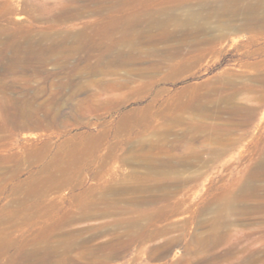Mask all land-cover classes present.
Here are the masks:
<instances>
[{
    "label": "rangeland",
    "instance_id": "374dc122",
    "mask_svg": "<svg viewBox=\"0 0 264 264\" xmlns=\"http://www.w3.org/2000/svg\"><path fill=\"white\" fill-rule=\"evenodd\" d=\"M226 1L0 0V264H264V8Z\"/></svg>",
    "mask_w": 264,
    "mask_h": 264
},
{
    "label": "bare ground",
    "instance_id": "6f19581e",
    "mask_svg": "<svg viewBox=\"0 0 264 264\" xmlns=\"http://www.w3.org/2000/svg\"><path fill=\"white\" fill-rule=\"evenodd\" d=\"M237 2H239V1L238 0L226 1V2L221 4V6L218 8V10L222 14L225 13L227 16H230V17H235L236 18L238 15H240L242 17V20H243L242 26H248V25L254 24L256 22H261V20H260L261 17L259 19V16H258L257 13L259 11L263 10V8H264V0H256L254 4L245 5L242 8H239L237 6L238 5ZM213 11H215V10H213ZM210 14H212V12ZM195 16H196L195 14H189L187 16V21L188 22L189 21L192 22L193 20H195L197 18Z\"/></svg>",
    "mask_w": 264,
    "mask_h": 264
}]
</instances>
